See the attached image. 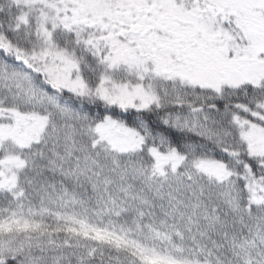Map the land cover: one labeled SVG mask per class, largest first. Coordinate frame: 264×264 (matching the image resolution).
I'll return each mask as SVG.
<instances>
[{"label":"snow or ice","instance_id":"snow-or-ice-1","mask_svg":"<svg viewBox=\"0 0 264 264\" xmlns=\"http://www.w3.org/2000/svg\"><path fill=\"white\" fill-rule=\"evenodd\" d=\"M0 264H264V0H0Z\"/></svg>","mask_w":264,"mask_h":264}]
</instances>
